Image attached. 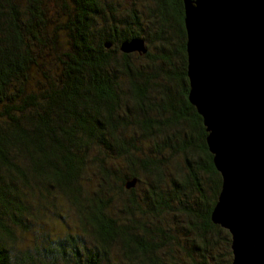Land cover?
<instances>
[{"label": "trees", "instance_id": "obj_1", "mask_svg": "<svg viewBox=\"0 0 264 264\" xmlns=\"http://www.w3.org/2000/svg\"><path fill=\"white\" fill-rule=\"evenodd\" d=\"M116 1L0 0V264H177L164 228L175 212L193 235L197 256L180 248L190 264H210L209 255H217L215 264L231 259L230 234L210 219L220 175L187 100L182 0L146 4V17L137 3ZM170 35L177 72L161 67L166 50L152 55L145 42ZM132 38L143 39L144 52L119 49ZM133 56L161 63L137 67ZM149 139L151 156L140 150ZM163 150L183 161L169 183L154 156ZM114 156L129 173L110 165ZM148 173L153 183L135 193ZM60 199L90 240L66 233L42 251L17 247L36 208Z\"/></svg>", "mask_w": 264, "mask_h": 264}, {"label": "water", "instance_id": "obj_2", "mask_svg": "<svg viewBox=\"0 0 264 264\" xmlns=\"http://www.w3.org/2000/svg\"><path fill=\"white\" fill-rule=\"evenodd\" d=\"M182 8L187 100L220 175L210 219L230 234L227 264H264V0H182ZM119 49L145 51L141 38Z\"/></svg>", "mask_w": 264, "mask_h": 264}, {"label": "rangeland", "instance_id": "obj_3", "mask_svg": "<svg viewBox=\"0 0 264 264\" xmlns=\"http://www.w3.org/2000/svg\"><path fill=\"white\" fill-rule=\"evenodd\" d=\"M158 1V0H157ZM155 0H117L116 3L121 5L122 7L130 5V3H137L135 5L137 11H140V14L143 15V17H146V11H147V5L148 7L154 5ZM121 9V8H120ZM143 32V35L147 38H150L148 35L149 28H145ZM147 43V48L150 51L152 55L155 54H161L162 51L166 50L169 54V63L168 64H161V67L164 69H169L170 71L177 72L180 67V58L178 54L176 53L174 49L175 39L172 35H170V40L159 43L155 39H147L145 41ZM135 61V65L137 67L140 66H147V69H155L157 65H160V61H149L148 58H137L135 56L132 57ZM174 91V90H173ZM176 91V90H175ZM155 99H157V96H155ZM165 135L168 133V131L164 132ZM170 134V133H169ZM158 138H155V141H157ZM141 154L143 155H152V152L150 151V147L152 144V139L149 140H143L141 141ZM158 156L160 163L159 166L165 167L166 175L163 176V179L165 181H169L171 179H178L181 175V172L183 169H181L183 165L182 158L180 154L168 150L160 151L158 154H154V156ZM110 165L114 168L121 169L123 172H128L126 168L125 161L121 157H113L109 161ZM129 173V172H128ZM154 174V173H153ZM152 173L146 174V176L140 177L142 183L139 185H136L134 188L135 193L142 194L143 191L148 189V185H151L153 183V175ZM168 181V183H169ZM95 185V180L91 179V185L90 190L93 189ZM163 184H161L159 187L161 188ZM125 198V193H122L119 200H115L111 205V210L116 209L119 207L120 201ZM185 199V197H184ZM37 213L35 214V217L31 219L28 223V229L22 230L19 233V240L16 242L18 244L17 247L21 249H31V248H39L41 251V247H43V250L52 243V240L60 239L63 236H65L66 233L71 234H77L81 239L83 240H90V236L88 233L82 232L81 227L79 223L77 222L76 214L72 207L64 200L60 199L56 201L52 205H44L38 206L36 208ZM170 219L167 221V225L164 227L169 235H172L174 238V243L167 249L169 251H173L175 255V262L177 264H190L189 260H186L183 257V253L181 252L180 248H185L190 251L189 256H197V253H194L192 251V232L189 228L185 226V223L187 221L186 217H183L179 212H175L174 214H169ZM161 220V219H160ZM162 221V220H161ZM160 222V221H159ZM163 222V221H162ZM191 228V227H190ZM216 249H212V252H214ZM164 252V253H166ZM163 253V254H164ZM118 250L114 247L112 251V257L116 259L118 256ZM166 257L167 254L165 255ZM217 255L216 256H208V261L210 264H215ZM46 256H42L41 260H46ZM185 259V260H184ZM231 260V259H230ZM229 260V262H230ZM118 261V260H116Z\"/></svg>", "mask_w": 264, "mask_h": 264}]
</instances>
